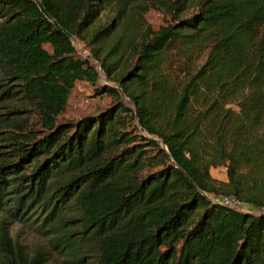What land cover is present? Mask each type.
I'll use <instances>...</instances> for the list:
<instances>
[{"label":"trees","instance_id":"16d2710c","mask_svg":"<svg viewBox=\"0 0 264 264\" xmlns=\"http://www.w3.org/2000/svg\"><path fill=\"white\" fill-rule=\"evenodd\" d=\"M151 1L0 0V264H264V0Z\"/></svg>","mask_w":264,"mask_h":264},{"label":"rangeland","instance_id":"374dc122","mask_svg":"<svg viewBox=\"0 0 264 264\" xmlns=\"http://www.w3.org/2000/svg\"><path fill=\"white\" fill-rule=\"evenodd\" d=\"M146 4V7H150L151 9L145 14V20L148 24H150L154 29L159 28L160 26L164 25L169 18L161 8H158L156 5L154 6L153 2L150 0H143ZM149 5V6H148ZM113 7L110 10H105L101 17L98 19L97 23L95 24L96 27L103 25L104 23H108L112 19H116V16L113 13ZM117 22L118 21H114ZM73 42L76 45L77 51L82 56H91L90 48L86 44L85 41L74 37ZM47 48L50 50V46L48 45ZM98 71L102 74V79L105 78V74L102 71V67L100 64L94 62ZM121 71V70H120ZM119 71V72H120ZM112 97L110 95H96L95 94V86L86 82V81H78L76 83L75 88L69 95L68 104L66 107L65 112L61 115V118L64 119H77L86 114H92L107 105L110 104ZM127 101V99H125ZM11 103H7L0 100V114H3L11 108ZM12 116V115H11ZM213 177L227 181V169L224 166H219L213 168L211 170ZM244 209L249 210L251 207L247 206ZM253 210V209H251ZM11 234L12 236L26 244L29 250H32L36 244L43 245L47 247V237L43 235L38 229L36 224H26L25 222L17 221L11 226ZM51 260H57L56 264L61 263L60 260H63L58 254L53 253L50 250Z\"/></svg>","mask_w":264,"mask_h":264},{"label":"built area","instance_id":"2783aa9c","mask_svg":"<svg viewBox=\"0 0 264 264\" xmlns=\"http://www.w3.org/2000/svg\"><path fill=\"white\" fill-rule=\"evenodd\" d=\"M215 201L225 204V205H229V206H233V207H239V208H245L248 205L244 204L239 198L235 197V196H231V195H221V196H216Z\"/></svg>","mask_w":264,"mask_h":264}]
</instances>
